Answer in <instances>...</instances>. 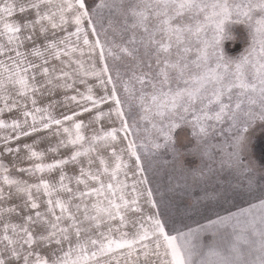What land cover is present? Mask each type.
Listing matches in <instances>:
<instances>
[{"label": "rangeland", "instance_id": "374dc122", "mask_svg": "<svg viewBox=\"0 0 264 264\" xmlns=\"http://www.w3.org/2000/svg\"><path fill=\"white\" fill-rule=\"evenodd\" d=\"M1 26L0 264H264V0H0Z\"/></svg>", "mask_w": 264, "mask_h": 264}, {"label": "crops", "instance_id": "0c3cea01", "mask_svg": "<svg viewBox=\"0 0 264 264\" xmlns=\"http://www.w3.org/2000/svg\"><path fill=\"white\" fill-rule=\"evenodd\" d=\"M3 2V0H1ZM8 7V6H7ZM80 18H82L80 16ZM86 20V19H85ZM89 29V28H88ZM6 36H4V33L2 32V26H1V32H0V44H1V49L3 52V57H9L11 54H13L14 52H11V47H10V41L8 40V38L6 37V39L4 38ZM4 39L6 41L7 47H2V45L4 44ZM15 39L19 40V43H17L19 46H22V42L24 40V38L22 36H20L19 34L16 35ZM21 40V41H20ZM55 43V42H54ZM58 46V43H55ZM67 56V55H66ZM6 60V58H3V61ZM108 87V86H107Z\"/></svg>", "mask_w": 264, "mask_h": 264}]
</instances>
